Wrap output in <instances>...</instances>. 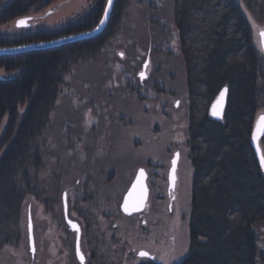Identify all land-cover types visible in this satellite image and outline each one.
<instances>
[{
    "label": "trees",
    "instance_id": "16d2710c",
    "mask_svg": "<svg viewBox=\"0 0 264 264\" xmlns=\"http://www.w3.org/2000/svg\"><path fill=\"white\" fill-rule=\"evenodd\" d=\"M127 1L115 0L107 26L95 38L0 56V126L8 118L0 137V209L17 203L15 179L26 170L30 145L56 104L67 68L94 56L113 38ZM171 1L184 63L193 169L188 252L179 264H257L263 257L253 227L264 223V174L251 134L264 100V57L253 44L240 0ZM43 2L0 0V26L26 17ZM105 2L94 0L87 16L59 30L0 34V49L91 30ZM223 87L227 101L217 121L209 116V108ZM259 145L264 155V137Z\"/></svg>",
    "mask_w": 264,
    "mask_h": 264
},
{
    "label": "rangeland",
    "instance_id": "374dc122",
    "mask_svg": "<svg viewBox=\"0 0 264 264\" xmlns=\"http://www.w3.org/2000/svg\"><path fill=\"white\" fill-rule=\"evenodd\" d=\"M240 1L252 31L253 44L259 54L263 55L258 34L264 29V0ZM42 5L23 18L27 21V26L18 27L15 20L0 26V34L18 35L27 32L59 30L87 16L94 8V0H44ZM169 32L175 33L171 0H128L113 38L94 56L76 60L67 68L56 104L45 125L38 132L37 138L30 145L26 170L15 179L17 203L14 205L12 202L11 208L0 209V264H73L71 250L56 243L58 241L56 238L63 232L62 226L56 222L60 210L58 197L63 193L64 188L71 186L72 189L73 186L69 184L66 173L69 169H74L67 167L64 163L65 141L61 138V133L65 130L92 131L96 129L93 126L94 121L90 119L91 116H98L95 113L96 108L100 112L103 108H107V111L117 114L114 117L116 123H113V127L110 128L113 133L110 149L113 157L125 159L130 154L141 153L142 147L138 150L137 147L140 145L136 138H139L142 146H145L144 154L153 159L162 155L161 160L168 161L169 166L171 154L166 155L165 146L170 139H176L180 156L177 184L171 196L166 195L167 170L166 178L164 182H161L162 200L156 202L152 196L147 210L140 217L128 222L116 221L120 231L124 233L117 234L118 240L115 246L112 244L111 247L103 249L104 254L109 253L110 256L104 255L100 264H139L145 261L137 256L138 251L141 250L152 253L159 264H179L187 255L193 169L187 146V95L184 63L179 45L176 61L173 57L169 58L166 68L171 69L178 76L179 92L185 102H182L178 108V114L167 121L157 118L160 112L152 114L150 111L148 115L144 114V105L150 107L152 104L142 101V105L135 96L129 97L130 91L122 85L121 73L115 71L120 64L134 60L140 53L146 54L151 46H158L159 40L164 36L163 33ZM116 61L118 63L115 66ZM136 69L138 67L132 65L127 67L125 72L132 74ZM81 94L86 98L82 97L86 105L92 107V110L87 112L85 120L80 117L81 112L77 110ZM105 102L112 107L107 104L103 106L102 103ZM125 113L127 117L118 118L119 115H126ZM261 113H264V100H260L257 115ZM100 118L102 116H99ZM141 119L142 121L148 119L150 122L143 125ZM7 121L6 116L0 126V137L5 131ZM133 122L136 126H133L134 128L131 127ZM125 124H130L129 130L133 129V132L143 137L136 136L134 141L127 142L131 133L127 131L128 127ZM159 133L160 140H156ZM57 158L60 160L59 164L55 162ZM129 161L132 162L131 159ZM51 165L49 174L47 168ZM139 165L135 162L129 168L134 172ZM28 208L35 230L34 260L30 258L28 246ZM101 221L99 218L100 223ZM253 230L257 235L263 257L258 259L257 264H264V223L253 227ZM46 239L51 241L49 248L43 243ZM101 242L102 239L98 237L99 246ZM121 245L125 247L124 251L121 250ZM118 248L120 250H117ZM120 253L122 255L116 258L115 254Z\"/></svg>",
    "mask_w": 264,
    "mask_h": 264
},
{
    "label": "flooded vegetation",
    "instance_id": "af4514ba",
    "mask_svg": "<svg viewBox=\"0 0 264 264\" xmlns=\"http://www.w3.org/2000/svg\"><path fill=\"white\" fill-rule=\"evenodd\" d=\"M163 34L164 36L159 40L158 46H151L148 48L146 54L140 53L139 56H135L134 60L120 64L116 67L115 71L119 72V74L121 73V78L123 80L122 85L129 89V97L135 96L138 98L140 104L142 101H148L152 104L150 107H145L144 105V114L148 115L150 111L152 114H155L153 112H160L157 118L167 121L169 118L178 114V108L181 103L185 101H183L179 92L178 76L171 69L166 68V63L169 58L173 57L176 61L178 40L174 32ZM117 63V61L114 62V65L116 66ZM132 65H136L138 69L135 71L133 70L134 72L132 74L129 72L126 73V68ZM141 74H143V77ZM82 97L85 98V96L81 94L80 102L77 104V110L81 112L80 117L85 120L87 118V112L91 111L92 107H88L86 101ZM90 103L93 104L92 102ZM106 104L112 107L111 104L107 102L102 103L103 106H106ZM95 113L98 116H91L90 119L92 118V121H94L93 126L96 127V129L92 131L65 130L61 133V138L65 141V146H63L64 163L67 167H73L74 169H72L73 172L69 169L70 173L69 171L66 173L68 175L69 184L73 186L72 189L71 186L66 189L64 188L63 193L58 197L60 210L58 211L56 222L58 225L62 226L63 232L56 238L59 241L56 243L59 245L62 244L71 250L70 254L73 258V260L71 258L73 264L102 263L101 261L105 255V250L103 249L111 247L112 244L115 246L118 240L117 234L121 235L124 233V231H120L119 224L116 221L118 220L119 222V220H121L123 222H128L129 220L140 217L147 210L152 196L156 202L162 200L161 182H164L167 170V196H171L175 190L178 179L177 169L180 156H177L179 151L177 150L175 137H173L175 140L170 139L165 146L166 155L171 154L169 166L168 161L163 162L161 160L160 157H162V155L157 159H153L151 156L144 154L145 146H142V142L139 138H136V136H143L137 132H133V129L129 130L130 124H125L128 127L127 131L131 133L127 142L133 139L135 140V138L138 139L137 141L140 146L137 148L139 150V148L142 147L141 153L136 155L130 154L126 157L128 158L127 160H125L126 158L113 157L112 151L110 150L112 148L111 142L113 133L110 128L113 127V123H116L114 117H116L117 114L107 111V108H103L102 112L96 108ZM99 116H102V118L99 119ZM123 117H127V114L119 115L118 118L121 119ZM148 122H150V120L147 119L142 121L141 119L143 125ZM133 126H135L134 122L131 127L134 128ZM155 139L160 140V133ZM175 156L178 157V162L175 170V181L173 182L170 178V171L172 168V160ZM130 159L132 162L129 161ZM55 162L59 164L60 160L57 158ZM135 162L140 165L134 169L133 172L129 167ZM51 167L52 165L47 168L49 174ZM141 169H143L145 174L144 182L147 188V199L144 210L126 215L121 210L122 201L137 175H140ZM71 175L72 177H70ZM68 189L69 191H67ZM28 215H30L31 218L34 244V254L31 255V253H29L31 260H34L36 255V240L29 208L27 218ZM99 218L102 220L101 223L99 222ZM47 224H49V222H47ZM73 225H75V227H73ZM45 228L47 230L46 226ZM98 237L102 239L100 246ZM43 243L47 244L49 248L51 241L46 239ZM52 243H54V241H52ZM123 244L124 243H122V245ZM120 248L123 251L125 250L123 246ZM120 248L117 250H120ZM141 251L146 252L152 257H142L145 261L159 264L152 253L146 250ZM77 252L80 253V256ZM139 252L140 251H138V253ZM115 255L116 258H118V255L122 254ZM81 256H83V261H81ZM105 256L109 257L110 254L107 253Z\"/></svg>",
    "mask_w": 264,
    "mask_h": 264
},
{
    "label": "water",
    "instance_id": "95a60500",
    "mask_svg": "<svg viewBox=\"0 0 264 264\" xmlns=\"http://www.w3.org/2000/svg\"><path fill=\"white\" fill-rule=\"evenodd\" d=\"M114 2H115V0H112V5L109 6L108 0H106L105 7L103 10V14H102L101 19H100V21L104 20L105 22L103 24H101L99 21V23L91 30H88L86 32L79 33V34L70 35L67 37L58 38V39H55L53 41L30 44V45H25V46H21V47L0 49V56L1 55H14V54H19V53L44 50V49H49V48H56V47H60L62 45L95 38L96 36L101 34L103 29L107 26V23L109 21V18H110L112 9H113ZM106 11L108 13L107 18H105V12ZM21 19H23V18H21ZM21 19H18V20H21ZM260 33H261V31L258 34L259 40H260V47H261V51H262L263 56H264V37H262L260 35ZM226 101H227V88L223 87L220 90V92L218 93L215 100L210 105L209 116L211 118H213L214 120H217V121L222 120ZM261 115H264V113H261L256 117V120H255V123L253 126V130H252V134H251V145H252V148L254 150L258 164L261 167V170L264 174V164H262V157H264V156H263L262 150H261L260 145H259L260 139H262L264 137V126L260 127L259 129L257 127V121ZM173 161H175V165H173ZM177 162H178V157L175 156L172 160V168L170 171V178L173 180V182L175 181V171H173V167H175V170H176ZM138 181H139V184H138ZM141 185L143 186V188L146 189V193L142 192ZM146 199H147V188H146V185L144 182V178L141 179L140 175L138 174L135 181L133 182L130 189L128 190V192L126 193V195L123 198L121 210L126 215H131V214H134L137 212H141L144 210V205H145ZM137 204L140 205L139 208L136 207ZM125 205H127L128 211H125ZM27 233H28L29 252L31 253V255H33L34 254V244H33L32 223H31L30 215H28ZM141 252L146 253L144 251H140L138 253L139 257L142 258V257L147 256V257L152 258L147 253L145 256H141L140 255ZM78 255L80 256V253H78Z\"/></svg>",
    "mask_w": 264,
    "mask_h": 264
},
{
    "label": "snow or ice",
    "instance_id": "6c2138e0",
    "mask_svg": "<svg viewBox=\"0 0 264 264\" xmlns=\"http://www.w3.org/2000/svg\"><path fill=\"white\" fill-rule=\"evenodd\" d=\"M108 5H109V6L112 5V0H108ZM107 16H108V13H107V11H106V12H105V18H107ZM104 22H105L104 20H101V21H100L101 24H103ZM17 26H18V27H19V26H27V21H26L25 19L18 20V21H17ZM260 35H261L262 37H264V30L261 31ZM121 55H123V54L121 53ZM141 75H142V77H143V74H141ZM225 91H226V90H225ZM214 114H215V113H214ZM262 126H264V115H261V116L258 118V121H257V127H258V129H259L260 127H262ZM178 155H179V154L177 153V156H178ZM262 164H264V157H262ZM173 165H175V161H173ZM173 171H175V167H173ZM144 175H145V174H144V171H143V169H141V170H140V178L143 179V178H144ZM138 184H139V181H138ZM141 190H142V192L146 193V189L143 188L142 185H141ZM139 206H140L139 204L136 205L137 208H139ZM125 211H128V207H127V205H125ZM73 227H75V225H73ZM140 255H141V256H145L146 253L141 252ZM80 258H81V261H83V256H81Z\"/></svg>",
    "mask_w": 264,
    "mask_h": 264
}]
</instances>
